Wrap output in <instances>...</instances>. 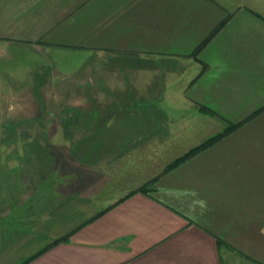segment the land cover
Instances as JSON below:
<instances>
[{
  "label": "crops",
  "instance_id": "1",
  "mask_svg": "<svg viewBox=\"0 0 264 264\" xmlns=\"http://www.w3.org/2000/svg\"><path fill=\"white\" fill-rule=\"evenodd\" d=\"M92 67L132 108L83 130L140 153L135 190L264 106V0H0V110L31 100L28 87L90 85ZM132 190L101 216L55 224L68 240L26 264H264V112Z\"/></svg>",
  "mask_w": 264,
  "mask_h": 264
},
{
  "label": "rangeland",
  "instance_id": "2",
  "mask_svg": "<svg viewBox=\"0 0 264 264\" xmlns=\"http://www.w3.org/2000/svg\"><path fill=\"white\" fill-rule=\"evenodd\" d=\"M87 73L90 85L28 87L22 97L31 100L0 110V264H21L55 240V224L91 219L141 184L143 175L127 176L139 152L117 148L116 135L83 130L94 113L132 108L119 87L98 84V69Z\"/></svg>",
  "mask_w": 264,
  "mask_h": 264
},
{
  "label": "trees",
  "instance_id": "3",
  "mask_svg": "<svg viewBox=\"0 0 264 264\" xmlns=\"http://www.w3.org/2000/svg\"><path fill=\"white\" fill-rule=\"evenodd\" d=\"M209 39H207L203 44H201L197 48V50L195 51V53H193L194 56H197L198 53L206 46V44L208 43ZM262 112H264V106H262V107L258 108L257 110H255L251 115L247 116L245 119H243V120H241L239 122L230 123L223 132L216 134L215 136L209 138L208 140H206L205 142L201 143L200 145L192 148L191 150H189L184 155L179 156L176 159H174L171 163H169L164 168V170H163V172L161 174H159L155 178L151 179L150 181H148L146 184H144L140 188L132 191L129 195H131V194H133L135 192H143V193H146L147 194L149 191L154 190V184L158 181V179L160 178V176L162 174L167 173V172L173 170L174 168L178 167L180 164H182L186 160L192 158L193 156L197 155L198 153L202 152L203 150L211 147L212 145H214L215 143L219 142L224 137H226L228 134H230L231 132L235 131L237 128L241 127L242 125L246 124L250 120H252L255 117H257L258 115H260ZM212 113L215 114L214 111H212ZM121 200L122 199H120L119 201H121ZM112 206L108 207L107 209H105L104 211L100 212L99 214H97L95 217H92V218L94 219V218H96L98 216H101L103 213H105L106 211H108ZM68 237L69 236L66 235V236H63V237H60L58 239L53 240L50 244H48L47 246H45L42 250H40L39 252H37L33 256L29 257L27 260H25L21 264H26L30 260L34 259L35 257H37L38 255H40L41 253L49 250L50 248L56 246L57 244L67 241L68 240ZM218 243H219V247H221V248L222 247H227L229 249H234L233 247H230V246L226 245V243L222 239H218ZM258 264H262V263H258Z\"/></svg>",
  "mask_w": 264,
  "mask_h": 264
}]
</instances>
